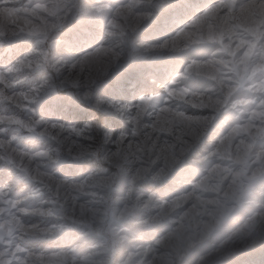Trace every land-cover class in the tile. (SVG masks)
Segmentation results:
<instances>
[{"label":"clouds","instance_id":"obj_1","mask_svg":"<svg viewBox=\"0 0 264 264\" xmlns=\"http://www.w3.org/2000/svg\"><path fill=\"white\" fill-rule=\"evenodd\" d=\"M0 264H264V0H0Z\"/></svg>","mask_w":264,"mask_h":264}]
</instances>
